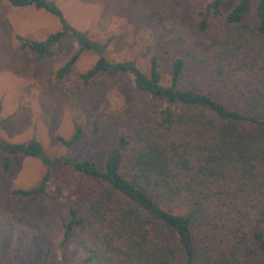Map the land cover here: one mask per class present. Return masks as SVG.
Wrapping results in <instances>:
<instances>
[{"label":"trees","instance_id":"obj_1","mask_svg":"<svg viewBox=\"0 0 264 264\" xmlns=\"http://www.w3.org/2000/svg\"><path fill=\"white\" fill-rule=\"evenodd\" d=\"M225 1L210 0L198 13L196 30H212L215 44L173 59L163 83L154 57L146 73L107 60L105 45L69 26L52 2L7 0L57 20L59 31L42 42L16 37L36 58L53 56L62 36L76 44L55 79L74 76L77 95L126 76L152 101L100 169L76 157L47 158L35 140L0 143L4 172L12 156L44 167L36 186L12 195H42L54 172L68 188L62 264H71L68 244L80 254L77 264H264V0H237L224 12ZM82 52L96 60L78 73ZM80 137L76 126L70 139L56 140L68 149Z\"/></svg>","mask_w":264,"mask_h":264},{"label":"rangeland","instance_id":"obj_2","mask_svg":"<svg viewBox=\"0 0 264 264\" xmlns=\"http://www.w3.org/2000/svg\"><path fill=\"white\" fill-rule=\"evenodd\" d=\"M61 12L66 23L87 38L105 45L103 55L113 62H133L148 71L149 59L159 65L162 82L169 78L170 63L190 52H205L215 44L212 30H196L198 15L210 0H46ZM237 0H226L222 11ZM57 20L31 7L13 8L0 0V143L37 141L47 158L68 156L93 162L99 169L117 137L131 120L149 113L151 99L134 89L126 76L103 78L92 94H76L74 76L59 82L55 72L76 50L62 36L54 55L36 58L16 37L44 41L59 31ZM96 56L82 52L74 71L83 73ZM75 93L74 97L72 94ZM80 139L64 148L74 128ZM0 151V264H62L59 243L67 221L68 188L58 185L55 172L45 193L30 198L12 195L15 189L37 185L44 167L33 158L12 156L1 168ZM71 264L80 260L68 244Z\"/></svg>","mask_w":264,"mask_h":264}]
</instances>
